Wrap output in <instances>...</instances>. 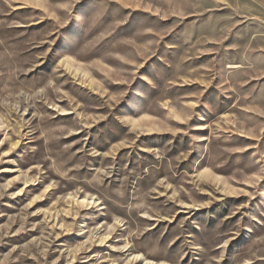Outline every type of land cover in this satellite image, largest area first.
<instances>
[{"label":"rangeland","instance_id":"1","mask_svg":"<svg viewBox=\"0 0 264 264\" xmlns=\"http://www.w3.org/2000/svg\"><path fill=\"white\" fill-rule=\"evenodd\" d=\"M0 264H264V0H0Z\"/></svg>","mask_w":264,"mask_h":264}]
</instances>
